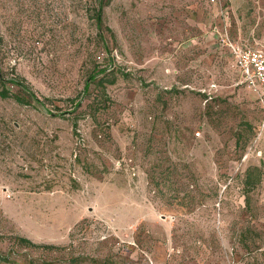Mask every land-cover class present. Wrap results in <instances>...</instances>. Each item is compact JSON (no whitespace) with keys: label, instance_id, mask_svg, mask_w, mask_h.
I'll list each match as a JSON object with an SVG mask.
<instances>
[{"label":"rangeland","instance_id":"374dc122","mask_svg":"<svg viewBox=\"0 0 264 264\" xmlns=\"http://www.w3.org/2000/svg\"><path fill=\"white\" fill-rule=\"evenodd\" d=\"M222 31L264 54V0H0V264H264V105Z\"/></svg>","mask_w":264,"mask_h":264},{"label":"built area","instance_id":"2783aa9c","mask_svg":"<svg viewBox=\"0 0 264 264\" xmlns=\"http://www.w3.org/2000/svg\"><path fill=\"white\" fill-rule=\"evenodd\" d=\"M215 0H210L214 3ZM220 43L234 59V66L247 87L257 95L264 105V54L256 49L242 47L231 43L226 33L220 36ZM10 198L9 191L1 193Z\"/></svg>","mask_w":264,"mask_h":264},{"label":"trees","instance_id":"16d2710c","mask_svg":"<svg viewBox=\"0 0 264 264\" xmlns=\"http://www.w3.org/2000/svg\"><path fill=\"white\" fill-rule=\"evenodd\" d=\"M101 9H102V4L100 3L99 6H98V10H97V15H96V22H97V25L99 26L100 22H101ZM102 72H105V71H102ZM12 84L16 85V86H19L22 90H24L28 95H30V97H32L35 101L39 102L35 97H33V94L31 92H29L28 88L23 85L22 83L18 82L17 80H12L11 81ZM2 96H7V95H3L2 93Z\"/></svg>","mask_w":264,"mask_h":264},{"label":"crops","instance_id":"0c3cea01","mask_svg":"<svg viewBox=\"0 0 264 264\" xmlns=\"http://www.w3.org/2000/svg\"><path fill=\"white\" fill-rule=\"evenodd\" d=\"M220 30L216 31L215 33L218 35V33L220 34ZM223 32V31H222ZM211 34V33H210ZM226 49V48H225ZM228 52V51H227ZM238 72V71H237ZM239 73V72H238ZM240 75V74H239Z\"/></svg>","mask_w":264,"mask_h":264}]
</instances>
